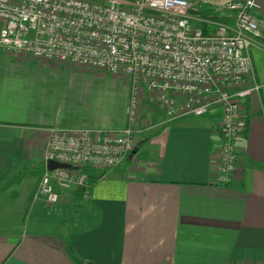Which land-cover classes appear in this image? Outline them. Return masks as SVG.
<instances>
[{
    "label": "crops",
    "instance_id": "obj_1",
    "mask_svg": "<svg viewBox=\"0 0 264 264\" xmlns=\"http://www.w3.org/2000/svg\"><path fill=\"white\" fill-rule=\"evenodd\" d=\"M225 1L194 3L214 9ZM254 1L264 20V0ZM252 61L261 89L246 100L229 185L211 180L219 110L166 123L145 93L124 162L89 171L87 197L72 189L48 205L33 200L46 169L45 130L125 127L129 81L113 82L127 93L115 109L91 101L84 87L58 86L54 70L73 72L67 64L0 51V264H264V49L254 48Z\"/></svg>",
    "mask_w": 264,
    "mask_h": 264
},
{
    "label": "built area",
    "instance_id": "obj_2",
    "mask_svg": "<svg viewBox=\"0 0 264 264\" xmlns=\"http://www.w3.org/2000/svg\"><path fill=\"white\" fill-rule=\"evenodd\" d=\"M194 0H0V51L54 64L123 75L127 122L119 130H45L33 200L89 194L87 170L122 164L132 152L145 93L166 123L220 113L218 164L211 180L229 185L245 138L246 100L261 89L252 50L264 49V20L254 0H227L198 14ZM205 26L208 31L203 32ZM48 162L68 165L49 170Z\"/></svg>",
    "mask_w": 264,
    "mask_h": 264
},
{
    "label": "rangeland",
    "instance_id": "obj_3",
    "mask_svg": "<svg viewBox=\"0 0 264 264\" xmlns=\"http://www.w3.org/2000/svg\"><path fill=\"white\" fill-rule=\"evenodd\" d=\"M61 65L62 64H57L58 67ZM67 69L73 72H69L64 68L54 70V73L56 75L55 81L59 84L58 86L71 85L77 87L76 89L84 87L85 91L88 90V94L91 101L103 99V103L109 102V104L115 107V109H118L122 100L125 97V94H127L125 89L122 88V86H119L120 84H113V82L125 81L126 77L123 75H113L96 70L81 69L70 65H68ZM52 80H54V78H52ZM83 85H85L87 88H85V86ZM142 109L143 106L141 105L140 114L142 113ZM33 182L34 177L33 175H31L19 188L20 192L24 193L25 195V191L31 187ZM0 200L3 201V197L0 198ZM3 211L4 209L0 206V213H2ZM64 212L65 214L61 216V219H63L64 222H67L69 213L67 211Z\"/></svg>",
    "mask_w": 264,
    "mask_h": 264
},
{
    "label": "trees",
    "instance_id": "obj_4",
    "mask_svg": "<svg viewBox=\"0 0 264 264\" xmlns=\"http://www.w3.org/2000/svg\"><path fill=\"white\" fill-rule=\"evenodd\" d=\"M210 11H211V8H209L207 6H205V7L203 6L200 9H198L197 13L198 14H206ZM202 30L204 33H206L208 31V29L205 26L202 27ZM89 171L90 170H87L86 172L88 173ZM91 182H92V178H91V176L88 175V183L90 184ZM77 191H79V195L82 196L83 191L82 190H77Z\"/></svg>",
    "mask_w": 264,
    "mask_h": 264
},
{
    "label": "water",
    "instance_id": "obj_5",
    "mask_svg": "<svg viewBox=\"0 0 264 264\" xmlns=\"http://www.w3.org/2000/svg\"><path fill=\"white\" fill-rule=\"evenodd\" d=\"M47 168L49 170H53V169H56V168H68V165L58 164V163H55V162H48L47 163Z\"/></svg>",
    "mask_w": 264,
    "mask_h": 264
}]
</instances>
